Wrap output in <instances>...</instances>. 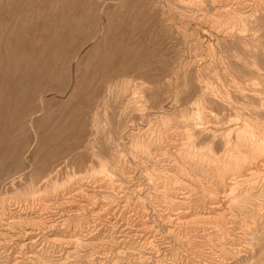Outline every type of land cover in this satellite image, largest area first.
I'll return each mask as SVG.
<instances>
[{
  "label": "rangeland",
  "instance_id": "374dc122",
  "mask_svg": "<svg viewBox=\"0 0 264 264\" xmlns=\"http://www.w3.org/2000/svg\"><path fill=\"white\" fill-rule=\"evenodd\" d=\"M263 163L264 0H0V264H264Z\"/></svg>",
  "mask_w": 264,
  "mask_h": 264
},
{
  "label": "bare ground",
  "instance_id": "6f19581e",
  "mask_svg": "<svg viewBox=\"0 0 264 264\" xmlns=\"http://www.w3.org/2000/svg\"><path fill=\"white\" fill-rule=\"evenodd\" d=\"M195 1H198V0H195ZM197 122V121H196ZM242 127V126H241ZM245 128V127H244ZM247 129V128H246ZM245 130V129H244ZM237 131V130H236ZM244 132H246V131H244ZM248 132H250V131H248ZM258 133H260V132H258ZM233 135V134H232ZM238 136V135H237ZM250 136V135H249ZM234 138V137H233ZM254 138V137H253ZM235 140V139H234ZM240 140V139H239ZM240 143V142H239ZM245 144V143H244ZM231 147V146H230ZM252 149V148H251ZM253 150V149H252ZM230 151V150H229ZM237 152V151H236ZM234 153V152H233ZM252 159V158H251ZM250 161V160H249ZM248 161V162H249ZM261 162V161H260ZM257 163H259V162H257ZM264 164V163H263ZM257 166L255 165V168H256ZM262 167V166H261ZM253 170V169H252ZM261 170V169H260ZM244 171V170H243ZM252 172V171H251ZM248 173V172H247ZM253 173V172H252ZM239 175V174H238ZM250 175V174H249ZM241 179V178H240ZM236 180V179H235ZM227 182V181H226ZM228 183H229V185H230V183H231V180L230 181H228ZM235 184V183H234ZM227 187V186H226ZM224 188V187H223ZM232 189V188H231ZM216 197H217V195H216ZM217 200V199H216ZM177 201V200H176ZM175 201V202H176ZM179 202V201H178ZM221 202V201H220ZM223 203V202H222ZM216 204V203H215ZM210 206V205H209ZM212 208H215L216 207V205H212L211 206ZM217 211V210H216ZM180 216H182V215H180ZM34 234V232H32V231H29V232H27L26 233V235H25V237H26V243H30V244H34L36 241L33 239V235Z\"/></svg>",
  "mask_w": 264,
  "mask_h": 264
}]
</instances>
